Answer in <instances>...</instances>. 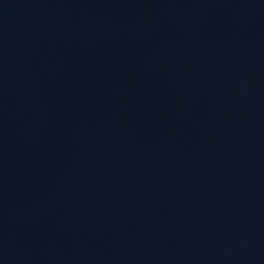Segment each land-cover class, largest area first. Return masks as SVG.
Instances as JSON below:
<instances>
[{"label":"water","instance_id":"1","mask_svg":"<svg viewBox=\"0 0 264 264\" xmlns=\"http://www.w3.org/2000/svg\"><path fill=\"white\" fill-rule=\"evenodd\" d=\"M0 264H264V0H0Z\"/></svg>","mask_w":264,"mask_h":264}]
</instances>
